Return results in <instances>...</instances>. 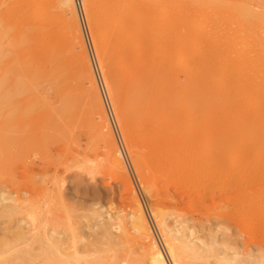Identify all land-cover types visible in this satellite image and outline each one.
<instances>
[{
  "label": "rangeland",
  "instance_id": "obj_1",
  "mask_svg": "<svg viewBox=\"0 0 264 264\" xmlns=\"http://www.w3.org/2000/svg\"><path fill=\"white\" fill-rule=\"evenodd\" d=\"M52 1L0 0V44L2 43V46L0 45V264L26 263L21 258L22 249H27L34 256L30 263L26 264H42L48 251H52L50 255L55 260L53 264H64L63 260L71 257L70 254L74 252L72 250L75 247V250L80 252L77 251L78 255L81 254L83 257L82 264H86V260L93 256V244L96 242V237H100L99 233L104 225H112L111 230L116 238L124 236L127 230L132 233L129 229L130 216L135 211L134 197L139 201L143 215L150 225L154 238L163 249L168 264L173 263L163 244L157 221L152 215L154 210L162 214L166 226L178 237V240L187 239L197 247L199 259L184 258L187 264H264V134L248 138L231 132V127L242 126L243 122H247L248 114L254 111V108L233 107L228 115L222 116L215 109L200 107L193 119L183 118L165 124L162 122L160 125L157 124L158 126L150 124V128L158 127L156 130L165 127L161 130H165L168 139L164 137L156 141L157 144L153 140H144L139 136V131L132 132V125H126V130L131 136L130 142L141 146L140 148L144 145L141 153L145 155L143 160L148 163L142 161L141 166L147 173L154 175L151 174L152 183L151 188L148 189L138 176L136 171L138 167L134 164L133 156L124 140L126 132L117 118L121 99L116 101L113 98L105 78V70L100 65V52L93 40L90 10L84 3L81 6L80 0H75L76 4L73 6L75 16L81 28H79L80 35L101 98L103 118L108 121L112 137L122 155L125 168L123 171H115L109 163H106L103 139L101 141L98 133L96 134L97 131L87 120L83 108L80 107L79 110L69 108V110L64 106L66 94L62 96L64 93L62 90L65 91L68 83L65 84L63 78L64 83L59 80L61 66H55L56 59L55 62L52 61L54 65H50L48 61L52 56H46L44 44L48 34L58 33L57 19L62 17L63 20L66 18L69 20L71 15L63 6L60 7L62 10L60 8L55 10ZM55 11H60L59 14H62L59 16ZM65 12L69 15L67 13L65 15ZM80 12L84 17L85 28L81 23ZM201 14L207 17L211 13L203 10ZM225 18L231 20L229 16ZM225 18L223 20H226ZM227 22L225 23L228 24ZM234 22L231 25H235L236 28L233 25L231 28L230 23L229 27L239 30L237 28L240 26ZM225 23L223 30L231 31L227 32L231 35L234 30L228 29ZM21 28L25 29L23 30L25 33ZM192 28L194 34L189 29L184 30V33L187 32L184 35L187 36V40L197 41V36L194 35L198 34L196 30H199V27L192 26ZM259 28L255 31L248 29L250 33L246 28L247 31L244 32V28L240 29L242 35L244 34L243 44L246 43V39L253 43L252 45L250 42L251 46H249L247 41L248 45H245L248 46L247 49L242 44L246 49L245 54L239 52L242 46H237L238 48L228 46L229 41L224 47L225 56L222 58L229 59L230 63L238 66L239 62H243V58H240L243 56L239 54H244L247 56L244 57L247 62L255 57L257 59L255 66L259 69L264 67V32ZM65 31L69 32L71 29L67 28ZM257 31L263 33L259 35ZM237 33L240 35H233H239L237 37L240 42L243 36L241 32ZM245 34H248V37ZM216 38L208 35L203 38L202 43L205 44L206 49L216 52L214 50L218 44ZM234 38L236 37L228 40ZM9 42L15 45H10ZM77 47L76 50L79 51L80 46ZM210 50L209 54H212ZM191 51H195V46H188L185 53ZM205 51L207 50L201 51L200 54ZM1 52L6 53L1 54ZM175 53L174 50L172 58ZM236 53H239L238 56ZM43 57L47 58V61ZM195 60L197 59L190 56L188 61H177V65L181 68L179 72L184 71V64L189 65ZM247 62L243 64H246L245 66L249 67L246 70H249L254 65L251 66L250 62L247 65ZM41 67L46 70L44 78L49 73L47 76L52 81L47 77L46 80L48 79L49 82H45V79L43 81L42 77L35 75L42 72ZM223 67L216 64L209 67V71L223 79ZM32 68L37 73H32ZM29 70L31 74H27ZM62 73L65 75L64 72ZM180 73H178L179 79L183 80V73ZM68 79L71 81L70 78ZM71 84L72 82L68 85ZM85 84L90 85L88 79L85 80ZM66 93H68L66 96H69L71 91ZM59 97L63 100L62 106L71 113V116L67 114L65 119L62 115L66 111L61 108V103H58L61 101ZM29 98L31 101L35 99L33 102L35 101L36 104L31 105L33 102ZM46 103L52 106L51 109ZM38 104L41 108L37 107ZM34 108L40 109L34 111ZM59 108L63 109L64 113ZM48 112L54 117H49ZM56 114H60L59 117H56ZM71 117H75V120ZM47 118H51V121L49 122ZM101 118L98 113L94 116L97 121ZM258 118V124L264 126V105L259 108ZM63 119V123L58 122L59 125L56 123V120ZM83 121L91 125L87 124V126ZM40 124H43L44 128ZM148 126L149 124H146L145 127ZM55 127L59 128V133ZM159 142L167 144H164L162 149ZM145 143L150 149L148 152ZM158 145L161 146L160 151L157 149ZM152 146L156 147L151 150ZM170 150L174 152L171 153ZM181 163L184 165L182 166ZM89 168H96V171L90 172ZM125 177L131 182L129 190L124 185ZM11 206L14 209H11ZM6 207L10 209L3 211ZM7 212H11L12 215L6 214ZM117 225H121V228L117 229ZM20 232L25 233L24 240L19 238ZM33 235L36 240L33 239L34 242L28 243V237ZM132 247H137L134 249L136 251L141 250L136 243Z\"/></svg>",
  "mask_w": 264,
  "mask_h": 264
},
{
  "label": "bare ground",
  "instance_id": "obj_2",
  "mask_svg": "<svg viewBox=\"0 0 264 264\" xmlns=\"http://www.w3.org/2000/svg\"><path fill=\"white\" fill-rule=\"evenodd\" d=\"M52 2V5L54 6L53 8H56L55 10L63 6L67 8V11L71 15L69 20H67V18L66 20H63L62 17H59L57 19L58 22L56 23V28L58 33L48 34V39L44 44V51L46 52V56H52L50 58L51 60L48 61L51 64H48L52 66L54 65L52 61L55 62L57 60L59 63L56 61L57 64L55 63V66H61V70L59 69V71H61L60 77H58L59 80L61 79L60 81L62 82L64 79L65 84H70V82H72V86L70 85L71 87L68 84L67 88L65 87L66 89H68L67 91L66 89L65 91L62 90V92H64L62 93V96L64 94L67 95L68 93L66 92H68L69 90L71 91V93H69V96L64 95V101L61 100V98L59 97V100L61 101H58V103H61V108L63 107L62 101L65 102L64 106H66L68 109L72 108V110H74L75 108V110H79L80 107L83 108L87 120L92 124V126L94 125L96 129L95 131H97L96 134L98 133L97 135L100 136L101 141L103 139L102 142H104L103 144L105 149V152L103 154L106 155V163H109V165L114 168L115 171L117 170L121 172L123 171V169H125L122 161V155L117 149L115 140L112 137L108 121L105 117L103 118V106L101 98L98 92V88L96 86V82L94 80L88 56L86 54L87 52L84 48L83 40L80 35L81 28L80 26H78V21L75 16V10L73 6L74 4H76V1L53 0ZM80 2L81 6L84 3L86 8L90 10L89 17L92 25L93 40L95 47L100 52V65L105 70V78L109 84V89L112 93L113 98L116 101L118 99H121L119 103L117 118L120 125L124 128V131L126 132L124 140L128 144L129 151L133 156L132 158L134 164L136 165V167H138L136 168L138 176L140 177L143 185L148 187V189L151 188V177L154 175L152 173H147L146 169L142 168L141 166L142 161L146 162V160H143V157L145 155L143 154V156L141 153V151L144 149V145L143 148H140L141 146L139 147V145L130 142L131 136L130 132L126 130V125H132L134 127H132V132H134L133 130L139 131L140 133H138L137 131H135V133H138L139 136H141L144 140H153L156 143V141H159L160 139L162 140L164 137L167 138V136L164 132L165 130H161L164 126L156 130L158 127L150 128L151 125L156 126L157 124L160 125V123L162 122L165 124V122L167 123L183 118L193 119L195 113H197V109L200 107L215 109L216 112L221 114L222 116L228 115L230 109L233 107H251L254 108V111H251V113L248 114L249 116L248 120H246L247 122H243L244 124L242 126L231 127V132L233 134L237 133L248 138L264 134V126H260L257 122L259 119V108L264 105V70L262 69L264 67L259 69L257 66H255L257 65L255 64L257 62V59L254 57V59L250 58L249 62L250 64H252L251 66L254 65L255 67L253 66L251 67V69L246 70V68L249 67H246V64H243V62L246 63L248 61L247 59H244V57L247 58V56H244V52L248 48V46L245 45L247 44V41L249 44L251 41L246 39V43L243 44V42H245L243 41L244 34L242 35V31L240 30L241 28H244V32L246 28L247 30L251 29L255 31L258 30L257 28H259V26H261L259 29L260 31L262 30L264 32V0H80ZM98 4H101V6H99ZM203 10L209 11V13L211 14L207 15V17L204 15V17L203 14H201ZM57 12L56 14L58 15L59 12ZM66 13L67 12H65V15ZM69 13L67 14L69 15ZM227 16H229L231 20L233 19V22L235 21L240 26V28H237L239 30H234L236 26L233 24L232 25L235 26V28L231 29L233 28L231 25V23L233 22H231L230 19L225 18ZM224 18L226 20H223ZM226 21H228V24L225 23ZM224 23L225 25H227L228 29L234 30V32L232 31L231 35L227 33L231 31L228 30L225 32V30H223ZM229 23L231 28L229 27ZM192 26H197V28L199 27V30H196L198 34L194 35L195 37L197 36V41L187 40V36L185 37L184 35L187 34V32L184 33V30L190 29L192 31ZM67 28H70L71 31H65ZM23 30L25 31V29ZM249 30L248 33H250ZM236 31L241 32V36H243V39L241 37L240 42L238 41L239 37H237L240 35V33H237ZM260 31H257L258 34L261 33ZM23 32L22 34L25 33ZM194 33L192 31V34ZM233 34L239 35L236 36ZM208 35L215 36L217 37L216 39H218L217 48H212L216 50V52H212V50H210L209 48L206 49L205 44L202 43L203 38ZM245 35H247L248 37V34ZM253 35L255 37V34ZM232 37L236 38L228 40ZM261 37H259L260 40ZM28 40L30 41V39ZM11 43L9 42L10 45H15L13 44V42ZM227 43L228 46L230 45L234 48L237 46L240 47L243 44L246 48L244 49V47L242 46L243 52L240 48L241 51L239 52L244 53L243 55L236 53L237 56L238 54L240 56H243H239L240 58H243V62H239L238 66L233 63H230L229 59L222 58V56H225L224 47L227 46ZM25 44L26 43H24V45ZM16 45L18 44L16 43ZM77 46H80L79 51L76 50V48H78ZM188 46H195V51H191L190 53L186 54L185 52ZM249 46H251V44ZM174 50L176 51V53L172 58V52ZM204 50L207 51L200 54V52ZM209 50L212 52V54H209ZM214 52L215 54H213ZM5 53L6 52H1V54ZM190 56L196 58L197 60L192 63H189V65L184 64L185 69L184 71L182 70L183 72L180 73L179 71H181V68L177 65V61H188V58H190ZM24 57H26V55ZM27 57L29 58L30 56ZM43 58L45 59V57ZM23 59L26 60L27 58ZM46 59L45 61H47ZM249 62H247V65ZM24 63L26 64V61ZM216 64L224 66L222 74L223 79L217 77L216 74L211 73L209 71V67H212ZM261 66L263 65L261 64ZM31 70H33V68ZM31 70H29L27 74H31V72H34V70ZM40 70H42V72L37 73L35 71L37 73L35 75H38L37 77L39 78L42 77V80L45 79V82H49L50 78L47 76L49 75V73L47 72L48 74L45 75L46 78H49V80H46V78H44V74L46 73L45 68L43 70V68L41 67ZM59 71L57 72L58 74ZM62 72H64L65 75H63ZM178 73H183V80L179 79ZM50 76L52 75L50 74ZM62 76H64L65 78H70L71 81L67 78L68 81H70L68 82L67 79ZM86 79L89 80V86H86L85 84ZM50 81H52V79ZM57 82L60 83L59 81ZM33 100L31 101L30 99L31 102H33ZM34 104H36L35 101L31 105ZM43 106L44 105H42V107ZM37 107H40V104H38ZM51 107L52 106H50L49 109H51ZM66 107H63L65 111L67 110ZM61 108H59V110H61L62 112L63 109ZM39 109L36 110L38 111ZM36 110L34 108V111ZM64 110L62 113H64ZM96 113L100 114V116L102 117L100 121L94 119ZM45 114H47V112ZM49 114V117H54L51 115L52 113L48 112V115ZM67 114L71 116V113L66 111V113L62 115L63 117L65 116L64 119L68 116ZM58 115L56 114V117ZM73 118L75 120V117H71V119ZM47 119L49 122L51 121V118ZM55 119L56 118H54V121ZM64 119L61 121L56 120V123H63ZM89 122L85 123L83 121L85 125H91ZM49 124L51 125V123ZM64 124L66 123L64 122ZM146 124H149V126L145 127ZM41 125L44 128L43 124H40V126ZM65 126L62 127L64 128ZM51 128L53 129V127ZM69 129H71V127ZM95 137L92 138L94 139ZM17 139L16 142L18 141ZM143 139L142 141L144 142ZM90 141L92 140L90 139ZM161 142L159 143L161 144ZM18 143L19 142H17V144ZM167 143L165 142L164 144L166 145ZM164 144H161L162 147L158 145L159 147L157 149L159 151L160 147L163 149ZM170 144L172 145V143ZM171 145H169V147ZM145 146H147V148H145L148 152L150 149L148 148L147 143H145ZM153 147L156 146H152L151 150H153ZM164 147L166 148V146ZM165 148L164 151L167 149ZM175 149L176 148L174 147V150ZM164 151H162V153H165ZM166 152L167 156H169L168 151ZM192 155L193 151L190 152L191 157ZM163 158L165 159V157ZM147 163L148 162H146V164ZM89 169L90 172L96 171V168ZM124 185L128 190L131 188V182L127 178L124 182ZM134 201L135 211L130 216L131 227L129 229L130 231H132V233L127 230L124 236H118L117 239L113 236L111 230L112 225H104L101 232L99 233L100 237L98 238L97 236V239H95L96 242L93 241V243L95 242L93 244L94 249L91 245V249H93V256L92 258L86 260V264L169 263L167 262L168 260L166 259L167 257L165 256L163 249L159 246L158 242L152 234L150 225L148 224V221L143 215L144 212H142V207L139 201L135 197ZM3 209V211H6L10 208L6 207ZM11 209L14 208L11 206ZM10 213L7 212L6 214ZM92 213L94 212L92 211ZM153 213L152 215H154V219L157 221V224L160 228L163 244L172 263L187 264L184 261V258L187 257L189 259L191 258V260L194 258L195 260L199 259L197 258V256H199V254L197 253V247L194 246L191 241H187V239L178 240V237L173 235L171 230L166 226L165 220L161 216L162 214L160 215L157 210H154ZM3 214L5 215V213ZM10 215H12V213ZM120 226L121 225H117L116 228H121ZM18 236L20 239L23 238L22 240H24L25 233L20 232ZM33 236L28 237V243L29 241H33V239L34 241L36 240V237ZM135 243L139 247V250L141 248L140 252L134 250L137 247H132ZM74 246L75 245H73L72 247ZM75 249L76 247L72 250V252H74L70 254L71 259L66 258L63 260L64 264H82L83 257L81 254L78 255V250ZM21 251L22 260H25L26 263H30L34 256L30 252H28L27 249H22ZM50 254H52V251H48L46 256H44L42 264H53L55 262V260L51 257L52 255ZM26 263L21 262V264Z\"/></svg>",
  "mask_w": 264,
  "mask_h": 264
},
{
  "label": "built area",
  "instance_id": "obj_3",
  "mask_svg": "<svg viewBox=\"0 0 264 264\" xmlns=\"http://www.w3.org/2000/svg\"><path fill=\"white\" fill-rule=\"evenodd\" d=\"M79 3V2H78ZM79 5V4H78ZM80 17H81V23L85 28V21H84V17L82 16V13L80 12Z\"/></svg>",
  "mask_w": 264,
  "mask_h": 264
}]
</instances>
